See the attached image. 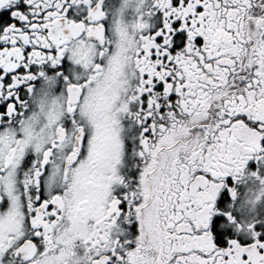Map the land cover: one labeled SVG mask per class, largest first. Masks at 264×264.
I'll list each match as a JSON object with an SVG mask.
<instances>
[{
  "label": "snow or ice",
  "instance_id": "6c2138e0",
  "mask_svg": "<svg viewBox=\"0 0 264 264\" xmlns=\"http://www.w3.org/2000/svg\"><path fill=\"white\" fill-rule=\"evenodd\" d=\"M0 264H264V0H0Z\"/></svg>",
  "mask_w": 264,
  "mask_h": 264
}]
</instances>
